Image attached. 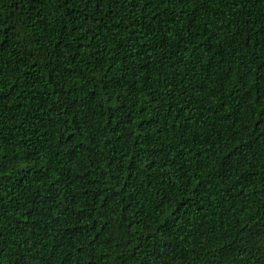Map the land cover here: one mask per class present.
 <instances>
[{
    "label": "trees",
    "instance_id": "trees-1",
    "mask_svg": "<svg viewBox=\"0 0 264 264\" xmlns=\"http://www.w3.org/2000/svg\"><path fill=\"white\" fill-rule=\"evenodd\" d=\"M0 264H264V0H0Z\"/></svg>",
    "mask_w": 264,
    "mask_h": 264
}]
</instances>
